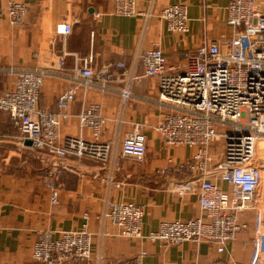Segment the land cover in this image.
Instances as JSON below:
<instances>
[{
	"label": "crops",
	"instance_id": "1",
	"mask_svg": "<svg viewBox=\"0 0 264 264\" xmlns=\"http://www.w3.org/2000/svg\"><path fill=\"white\" fill-rule=\"evenodd\" d=\"M7 1L0 0V66L4 70L0 92L13 85L17 71L45 70L39 108L54 111L63 91L77 89L72 115L60 127L61 137L83 135L92 140L90 129L80 127L77 114L85 104L99 103L106 117L100 138L110 142L111 148L105 159L57 157L35 150L19 144V131L11 130L14 125L9 115L0 112V264H39L32 257L37 231L80 228L85 213L94 234L92 257L62 264H230L232 260L250 264L252 219L250 228L219 253L207 241L166 245L118 236L116 226L104 217L109 201L133 200L144 207L143 230L149 232L162 221L202 214L199 182L192 171L160 172L168 156L184 161L192 149L166 147L154 130L169 107L158 100V79L145 75L139 56L159 46L170 65H186V54L205 38L230 37L233 29L226 23L229 0H137L142 13L132 17L112 14L113 0H18L28 7L22 27L9 24L3 13ZM179 2L188 5L186 33L169 30L159 17L163 7ZM64 23L73 26L65 36L56 32V26ZM75 55L80 66L84 58L92 57L94 74L109 77L107 89L93 82L85 90L82 81L75 80ZM61 59L65 61L62 67ZM138 123H145L143 131L148 137L143 161L121 154L124 138ZM51 171L56 175L52 177ZM51 181L59 192L56 204L51 200Z\"/></svg>",
	"mask_w": 264,
	"mask_h": 264
},
{
	"label": "built area",
	"instance_id": "2",
	"mask_svg": "<svg viewBox=\"0 0 264 264\" xmlns=\"http://www.w3.org/2000/svg\"><path fill=\"white\" fill-rule=\"evenodd\" d=\"M3 13L12 26L25 24L28 7L21 1L8 0ZM111 13L136 16L137 0H113ZM226 23L232 26L230 37L204 41L189 51L184 66L170 65L157 46L143 51L139 59L145 75L157 77L158 100L169 108L153 128L166 147L187 146L188 159L176 161L168 156L161 173L189 170L199 182L198 200L202 214L189 219L162 221L149 232L143 230L144 207L133 200L109 201L104 217L116 226L115 235L178 245L207 241L224 253L227 245L253 220V255L250 264H264V166H251L255 144L264 140V0H229ZM100 14H97L99 16ZM173 32L189 31L188 5H167L159 12ZM72 24L56 26V32L71 33ZM92 57L75 55L74 78L84 89L97 82L107 89L109 77H97L90 68ZM60 66L65 61L61 59ZM119 66H123L122 63ZM0 66V73L4 70ZM15 72V69H9ZM47 72L26 69L16 72L13 85L0 92V112L7 113L20 133L18 142L32 141L35 150L57 157L74 155L105 159L111 143L100 136L106 125L99 103L84 105L77 114L80 127L88 128L92 140L83 135L61 137L62 123L70 119L76 100V87L63 91L57 109L38 107ZM129 91H124L127 97ZM145 123H138L121 144V154L143 161L147 153ZM214 145H218L214 149ZM50 175H56L51 171ZM221 184H225L223 187ZM51 200L58 203L59 192L51 181ZM183 194V192H181ZM251 217H247L248 214ZM82 227L70 230L37 231L32 257L39 264L85 262L91 259L94 234L89 215ZM126 264H145L141 261ZM230 264H238L232 260Z\"/></svg>",
	"mask_w": 264,
	"mask_h": 264
},
{
	"label": "water",
	"instance_id": "3",
	"mask_svg": "<svg viewBox=\"0 0 264 264\" xmlns=\"http://www.w3.org/2000/svg\"><path fill=\"white\" fill-rule=\"evenodd\" d=\"M26 145L32 146V141L27 139L25 142ZM255 158L251 162L253 167H262L264 166V140H259L255 144Z\"/></svg>",
	"mask_w": 264,
	"mask_h": 264
},
{
	"label": "rangeland",
	"instance_id": "4",
	"mask_svg": "<svg viewBox=\"0 0 264 264\" xmlns=\"http://www.w3.org/2000/svg\"><path fill=\"white\" fill-rule=\"evenodd\" d=\"M10 128H12L11 130H18L17 128H15L14 126H11ZM218 147V145H214V149H216Z\"/></svg>",
	"mask_w": 264,
	"mask_h": 264
}]
</instances>
